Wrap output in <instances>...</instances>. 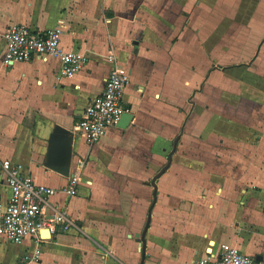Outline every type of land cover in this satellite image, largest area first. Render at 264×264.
I'll use <instances>...</instances> for the list:
<instances>
[{"label":"crops","instance_id":"1","mask_svg":"<svg viewBox=\"0 0 264 264\" xmlns=\"http://www.w3.org/2000/svg\"><path fill=\"white\" fill-rule=\"evenodd\" d=\"M218 5L235 8L229 19ZM204 10L218 19L196 17ZM14 23L62 25L61 47L86 62L72 77L53 57L5 65L2 33ZM115 65L130 72L131 118L88 144L75 123ZM55 125L71 131L68 175L46 164ZM176 136L143 264H187L223 243L264 259V0H0V158L57 188L46 210L75 223L43 243L42 264H140L136 233ZM73 175L68 195L60 189ZM8 193L0 180V198ZM33 245L0 235V264Z\"/></svg>","mask_w":264,"mask_h":264},{"label":"built area","instance_id":"2","mask_svg":"<svg viewBox=\"0 0 264 264\" xmlns=\"http://www.w3.org/2000/svg\"><path fill=\"white\" fill-rule=\"evenodd\" d=\"M62 31L60 24L44 31L34 30L24 23L8 25L2 33L3 63L9 66L34 56L44 60L53 57L60 63V74L72 77L83 67L87 57L81 51L61 47ZM129 76V69L113 66L104 78L102 91L86 104L74 128L88 144L99 140L107 127L117 124L121 116L129 112L123 104V90ZM0 180H4L9 189L7 197L0 198V235L13 243L33 239V247L25 251L16 264H42L43 243L75 223L64 209L50 206V210H46L49 197L58 189L36 183L19 163L0 158ZM78 181L79 176L73 175L60 190L74 195ZM187 264H264V259H256L232 244L223 243L217 254L205 253Z\"/></svg>","mask_w":264,"mask_h":264},{"label":"water","instance_id":"3","mask_svg":"<svg viewBox=\"0 0 264 264\" xmlns=\"http://www.w3.org/2000/svg\"><path fill=\"white\" fill-rule=\"evenodd\" d=\"M130 118H131V114L129 112L124 113L118 122V126L119 127L125 126ZM70 133L71 131L69 129H66L59 125H55V127L53 128V132L50 134L49 137V149H48V158L46 164L53 170L63 175L69 174V167L67 165H64V157H65L66 146L70 143ZM177 141H178V136H176L173 141L172 149L168 154V159L166 164L154 175V177L151 180V185L153 187L152 200L148 208L146 222L143 227V230L140 233L139 232L136 233V237L139 238V250L141 252L140 264H143V261L145 259V233L151 219V210L157 199V179L159 175H161V173H163L168 167L171 160V154L175 151Z\"/></svg>","mask_w":264,"mask_h":264},{"label":"rangeland","instance_id":"4","mask_svg":"<svg viewBox=\"0 0 264 264\" xmlns=\"http://www.w3.org/2000/svg\"><path fill=\"white\" fill-rule=\"evenodd\" d=\"M219 6V5H218ZM220 8H222L221 9V11H220V14H221V16H220V20L221 19H229V16L226 14V13H228V12H232L233 10H235V8H233L232 10L231 9H229L228 7H225V6H219ZM255 13H257V14H262L261 13V10L260 9H257L256 10V12ZM198 16H196V17H201L202 19H216L217 18V16H215V13H214V15H210V14H208V13H206V11L204 10L203 12H202V14L200 15V12L197 14ZM207 15H209V16H207ZM263 15V14H262ZM262 15H261V17L260 16H257V19H261L262 18ZM218 19V18H217ZM255 19H256V17H255ZM209 24H211L210 22H209ZM218 26H220V24L218 23ZM245 182L247 181V182H250L249 181V178L248 177H245L244 179H243ZM250 189H251V186H250Z\"/></svg>","mask_w":264,"mask_h":264}]
</instances>
